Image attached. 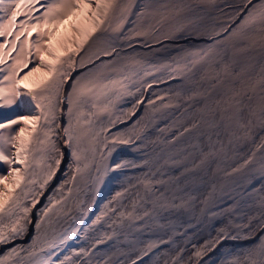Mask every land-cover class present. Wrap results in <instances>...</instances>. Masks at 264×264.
I'll return each instance as SVG.
<instances>
[{
    "label": "bare ground",
    "instance_id": "obj_1",
    "mask_svg": "<svg viewBox=\"0 0 264 264\" xmlns=\"http://www.w3.org/2000/svg\"><path fill=\"white\" fill-rule=\"evenodd\" d=\"M253 3H258V0H253ZM162 7L171 9L167 20L161 17ZM182 8L204 15L214 11L223 17L216 21L211 18L209 23L202 25L192 24L195 29L183 35L167 33L165 23L173 17L181 21L183 13H187ZM250 11L253 9L246 6V0H226L222 5L217 0H118L114 15L90 37L83 51L72 57V67L69 68L66 62L60 68L64 75L56 97L55 116L49 117L47 126L44 118L42 120L43 130H40L38 138L41 143H36L27 166V177L17 194L18 206L28 201L35 190L37 201L16 225L25 230L19 235L10 230L7 232L9 239L0 243V255L15 248L17 251L23 249L20 252L22 256L31 251L37 253L26 264H42L43 261L50 264H60L61 261L65 264H90L92 252L123 251L133 236H140L141 245L127 259L114 263L113 256H107L105 263L234 264L239 255L242 256L241 262L244 255H253L264 242V195L256 196L254 203L245 198L251 185L264 184V171H256V163L248 160L249 152L245 151L251 137L248 125L242 127V136L231 143L233 139L226 128L231 121L217 117V120L209 122L212 126L210 132L199 128L204 134L203 143L196 140L197 136L203 135L192 130L195 132L190 136L193 144L188 145L185 152L175 154L167 141L156 138V134L160 135L161 126L158 125L160 119L155 97L166 87L179 90L185 86V79L179 80L180 76L165 74L158 77L163 49L184 51L187 47L204 46L213 60L222 58L224 54L237 55L232 42L240 43L250 29L260 26H248L246 21ZM207 25L209 31L202 35L200 31ZM81 59L83 67L79 66ZM148 73L152 74L150 80L147 79L151 76H147ZM133 76L137 78L133 80ZM76 78H80L81 83L94 80L100 85L106 84L107 88H97L93 100L78 104V97L72 93L71 87ZM136 91L139 92L137 97L133 95ZM51 92L52 87L42 94ZM68 95L73 99L71 116L65 99ZM121 102L127 103L129 112L115 119L119 115L116 112L124 110L119 106ZM199 114L204 122L205 110ZM247 117L256 123L258 121L254 114ZM220 119L226 121L224 126ZM69 121L70 141L63 131L69 128ZM50 132L54 133L51 134L52 142L47 140ZM131 134L139 140L134 147L130 146L134 141L124 143L117 140ZM148 134L152 139H145ZM116 147L141 149L145 158L141 166L130 167L133 185L122 197V202L118 201V212L132 211V202L136 199L139 201L137 215L146 207H151L152 213L142 219L125 218L123 223L118 222L117 217L108 235L111 239L106 237L108 241L103 242L105 237L100 236L99 228L94 231L96 223L91 222V217L98 208L101 191L108 192L107 198L112 202L121 199H116L107 188L109 177L115 170L110 159ZM246 160L250 162L245 164ZM233 164L242 168L229 170ZM142 170L146 171L143 173ZM49 174L51 179H48ZM246 174H252V181L249 178L250 181L243 186L241 179ZM143 177L160 182L156 189L161 192L148 194L146 199L140 200L136 193L139 192L140 196L145 194L139 185ZM235 199L238 204L233 206ZM18 206L13 209L14 214H5L3 224L13 219ZM240 210L253 213V216L243 224L230 222L228 216L236 217ZM74 244L76 246H72ZM81 249L87 255H77ZM197 250H200V255H197ZM66 256L68 260H65Z\"/></svg>",
    "mask_w": 264,
    "mask_h": 264
},
{
    "label": "rangeland",
    "instance_id": "obj_2",
    "mask_svg": "<svg viewBox=\"0 0 264 264\" xmlns=\"http://www.w3.org/2000/svg\"><path fill=\"white\" fill-rule=\"evenodd\" d=\"M44 1L45 0H37V2H35L31 7L27 4L22 5L19 9L21 15L17 18V26L14 29L13 34L11 36L0 37V44H5L3 51L10 52V54L5 57L4 62L0 63V69L3 70V73L0 74V80L3 79L4 75H9L13 71H15L18 79L22 78L32 67L37 65L40 66L42 71H47L46 66L40 63L39 54L35 52L34 48L32 49V55H28V44L25 43V41L35 44L39 38L37 32H32L31 37H29L27 32H25V34L21 36L20 40L16 41V35L21 32L22 27L25 24L28 25V31H32L31 25L36 23H40L41 28H43V13L46 10L44 8L49 2L46 0L47 2L44 3ZM53 1L58 2V0ZM224 1L226 0H217V2L221 3V5ZM16 3H19V0H5L4 5L0 7V22H6L8 20L11 12L15 10ZM182 10H187V13H183L181 21L178 17L176 20L175 17H173L170 21L165 23L164 27L167 33L172 32L174 35H183L186 32H192L195 29L191 27L192 24L202 25L205 22L209 23L211 18H213V21H216L220 17H223L222 14L214 11H211L210 14L204 15L200 12L190 11L187 8H182ZM170 11L171 9H168V7H162V19L164 17L167 20V18L171 16L172 12ZM196 18L199 19L195 21ZM205 27L206 29H202L200 31L201 33L203 32L202 35H205L204 33L209 31L208 25ZM44 31L46 32L47 30L44 29ZM46 38L47 37L44 36V39ZM244 38V40L242 38L240 39V43L237 41L232 42V44L235 43V54L237 55L224 54L222 58L216 60L209 58V51L204 46L187 47L184 51H180L177 48L170 50L169 48H165L162 50L163 55L160 59V73L158 77L167 74L171 77L175 75L180 76L179 80L185 79V86L182 88L179 87V90L176 88L166 87L155 94L157 101L156 106L159 111L158 118L160 119V123H158V125L160 124L161 126L160 135L156 134V138L157 140H161L163 142L167 141L170 145L171 152H174L175 154L185 152L188 145L193 144V137L190 136L195 132L192 130H196L198 131L196 133L203 135L197 136L198 139H196L203 143L204 134L201 132L202 129L199 130V128L202 127L206 130L205 132H207V130L212 127L209 122L213 119L217 120L218 118L224 117L227 118V122L229 120L231 121L228 122L229 126L228 124L226 125V128L230 132L229 135L231 136V140L233 139L231 143L236 140V138L242 136V127L248 125V132L251 135L250 143L247 146V150H245L249 152L248 160H251L252 163H256L254 167V169L257 168L256 171H264V124H262L260 118V106L264 105V32L260 31V26L256 29L252 28L246 33ZM253 40H255L256 43L253 44ZM89 41L90 38L80 52L83 51ZM249 41L251 42L249 43ZM13 43L16 45L15 49L12 48ZM236 56H240V58H237ZM18 60L27 63L28 66L23 67L22 65H17ZM225 65L230 66V71L225 72ZM58 68H60L59 65ZM147 76H149L147 78L148 80L152 79V74L148 73ZM35 78L36 76L34 75L30 79ZM136 78V76H133V80ZM61 85L62 77L56 80L55 84L52 86V92L49 95L42 94V92L37 90L38 96L51 97V101L47 98L42 99V101L41 99L33 100L26 94L27 90L23 88V85H21L19 89L20 95L13 98L14 103L5 104L3 100H0V103H2V106L0 107V123L7 124L9 120H19L22 116L39 117L36 121L35 130H32L31 125L25 124L23 121H20L18 124L11 125L10 127L0 128V150H2L10 160H16L15 154L17 148L19 147V141L13 138L17 136L20 128H25L26 133H31V143L26 145L27 151L24 153V156L27 157L26 164L29 165L36 146V140L39 138L40 130H43L41 123L44 115L48 114L49 108H51V115H49V117L55 116V112L57 110L55 107L57 102L56 97ZM0 86L7 88L8 82L5 81L4 84ZM138 90L140 92L142 91L140 89ZM237 93L238 95H234ZM138 94L139 92L136 91L133 95H136L137 97ZM236 101H239V103L237 104ZM38 103L41 107H37ZM119 106L124 110L116 112L119 115L115 116V119H119L129 112L126 110L128 109L127 103L121 102ZM41 108H43V114ZM202 109H204L207 114L205 118L207 123L205 121L203 122V117L199 114ZM224 109H227V111L225 112ZM243 110H247V112L245 113L244 111L243 113ZM250 114H254L257 117V123L254 119H248L247 115ZM244 116H246V120H244L245 122H243ZM220 121H223L224 126L226 121L223 119H220ZM223 132L226 133L222 130V133ZM51 134L54 133L50 132L47 137V140L50 142L53 140ZM205 134L207 135V133ZM147 136L145 139H152L149 137V134ZM135 137V135L131 134L119 137L117 140H121L123 142L134 141L130 145L131 147H134V145L139 141L135 140ZM142 151L143 150L141 149L130 150V147H127L124 150L116 147L112 152V158L110 161L115 170L109 177V185L107 188L110 192H113L116 199H121L113 200L112 202L107 198L108 192H100L101 195L98 203L99 207L97 208L96 218L99 216L101 219L99 222H96L95 219V222L97 223L96 227L99 228V231L102 233L100 235L102 237H109L108 235L115 226L119 212L117 211L116 214H113L112 210L118 209V201L122 202V197L132 187L133 179L130 177V167L141 166L144 163L145 158ZM118 164L121 165V167H116ZM236 165L237 164L231 165L229 170L234 171L237 167L238 169L242 168L241 166ZM1 166L2 165H0V167ZM15 168L20 169L21 177L20 187L16 188L13 193L14 195H17L27 177V167L20 165L18 162L11 164L6 162L4 169L0 170V176H7L8 180L6 181V184L10 186L15 177L14 175H9V173H11ZM142 171L144 173L146 170ZM174 171L177 172L176 169H174ZM252 172L257 174L253 170ZM138 173L142 174L140 171ZM249 178H251L252 181V174H246V176L241 179L243 181L241 185L244 186L247 184V182L250 181ZM257 178L258 177H256V179ZM100 185L101 183H99V186ZM263 186V183H261L258 187L253 186V190H249V193L247 192V196L250 195L253 197L255 195H264V190L262 189ZM3 187L4 186H0V188ZM160 192L161 191L158 189L155 191L157 194ZM118 193L122 195L118 196ZM36 201L37 190L30 194L28 201L23 202L20 206H18L13 219H11L9 223L3 224L6 229V233L11 228L13 221L17 219L19 220L25 214L23 209L27 208L29 210ZM237 203L238 201L235 199L233 206H236ZM151 211V207L143 208L138 214V219H142L145 212L151 213ZM239 217L236 222L243 224L246 223L247 218L252 217V213H243ZM229 221L235 223V217H229ZM95 230L97 229L95 228ZM86 233L88 232L86 231ZM103 233L105 236H103ZM139 238L140 236L131 237L127 243L128 247H126L123 251H112L109 253L94 252L90 258V264H106L105 261L109 258L107 256H113L114 263L124 261L138 245H141L139 243ZM72 246L76 245L74 244ZM258 250L254 251L252 256H255V253H257ZM198 251L200 250H197V252ZM68 255L69 254H67V256ZM248 255L251 254H247L246 256ZM241 257L242 256L240 255L237 256L235 261L239 260Z\"/></svg>",
    "mask_w": 264,
    "mask_h": 264
},
{
    "label": "snow or ice",
    "instance_id": "obj_3",
    "mask_svg": "<svg viewBox=\"0 0 264 264\" xmlns=\"http://www.w3.org/2000/svg\"><path fill=\"white\" fill-rule=\"evenodd\" d=\"M37 0H19V3L15 4V10L11 12L10 17L6 22H0V37L11 36L14 29L16 28L17 18L21 15L19 9L22 5L27 4L31 7ZM5 3V0H0V7ZM93 4L95 7H93ZM250 5L253 11L248 13L247 24L249 27L253 25H260V31L264 32V0H258V3L254 4L253 0H246V6ZM118 7V0H58V2L47 3L46 10L43 13L44 22L43 28H41L40 23L31 25L32 31H28V25H23L20 33L16 35V41H19L21 36L27 32V35L31 37L32 32H37L38 39L35 44L25 41L28 44V55H32V49H35V52L39 54V61L41 64H44L47 68V71H42L40 66L32 67L22 78H17L15 71L9 75H4L3 79L0 80V85H3L5 81L8 82L7 88L0 86V100H3L5 104L14 103V97L20 95V86L23 85V88L27 90V95H29L33 100H40L47 98L51 101V97H41L37 95V90L40 92L48 91L56 82L58 77L64 75L60 71V68L63 67L65 62L68 63L69 68L72 67V57L79 54L80 50L87 43L88 39L92 37L98 30L102 29V26L105 24L110 17L115 13V10ZM258 9V10H257ZM110 26V25H109ZM44 29L47 31L45 32ZM39 30V31H38ZM107 30V29H103ZM117 29H113L116 31ZM139 35V33H138ZM44 36L47 38L44 39ZM6 43V42H5ZM252 43H256L255 40ZM16 45L13 43L12 48L15 49ZM5 44H0V63L4 62V59L10 52H5L3 49ZM22 51V49H21ZM66 58V59H65ZM83 59L80 61V67H83ZM17 65H22L27 67L28 64L22 61H17ZM58 65L60 68H58ZM225 72L230 71V66H224ZM3 73V70L0 69V74ZM36 76L35 79H30L33 76ZM72 93L76 94L78 99V104H86L88 101L95 98V90L97 88L103 87L107 88V85H100L94 80H87L85 83H81L80 78H76V82L71 85ZM234 95H238L234 94ZM68 102V113L71 116L72 113V95L65 97ZM151 103V102H150ZM238 104L239 101H236ZM37 107H41L38 103ZM43 114V108H41ZM226 112L227 109H224ZM49 115H51V108H49V113L44 115L45 125L47 126L49 122ZM260 118L262 124H264V105L260 106ZM39 117H27L22 116L19 120H9L7 124L0 123V128L10 127L11 125L18 124L20 121H23L25 124H30L32 130H35L36 121ZM67 134V140H71L70 134V121L69 128L63 129ZM187 131V130H186ZM45 135H47L45 133ZM31 133L27 132L25 128H20L19 133L13 139L19 141V147L16 150V160H10L8 156L0 150V161H6L8 163L18 162L20 165L27 167L26 159L24 153L27 151L26 145L31 143L30 140ZM36 143H41L40 140H36ZM128 143V141H124ZM250 161H245V164H248ZM59 163V161H56ZM116 167H121V165H116ZM79 171V168L77 169ZM238 171V169L234 170ZM9 175H14L11 185H7L6 181L8 180L7 176H0V243L5 242L9 239L6 229L3 226V217L5 214L12 215L14 214L13 209L18 206L19 196L14 195L16 188L20 187L21 177L20 169L15 168L12 170ZM48 179H51V174H49ZM160 182L154 181L149 177H145L143 180L139 181V185L144 189V196H140V193L137 192L136 196L140 200L146 199L148 194H154L156 191V184ZM43 187V185H42ZM118 196L122 194L118 193ZM161 195H163L161 193ZM139 201L133 199L132 202V211H119L118 222L123 223L125 218L127 219H137V203ZM24 212H27L28 209L24 208ZM113 214L117 213V209H113ZM47 215V214H46ZM148 215L147 212L144 214ZM101 217L96 218V222H99ZM19 223V220L13 221L11 228L9 229L12 233L19 235L20 232L24 231L23 228H17L16 225ZM51 225V221H49ZM39 228V225H37ZM38 238V237H37ZM35 240L33 244H35ZM23 249L17 251L13 248L10 252L5 255H0V264H26V261L30 260L32 257L37 255L35 251H31L27 256H22L20 252ZM43 251V249H41ZM87 255V252L84 249H81V252L77 255ZM197 255H200L197 252ZM15 258V259H14ZM69 258L66 257L65 260ZM42 264H50L49 261H43ZM60 264H65V261H61ZM107 264V262H106ZM135 264V261H133ZM234 264H264V242L259 246V250L255 256L248 255L245 257L244 261L239 260L235 261Z\"/></svg>",
    "mask_w": 264,
    "mask_h": 264
},
{
    "label": "trees",
    "instance_id": "obj_4",
    "mask_svg": "<svg viewBox=\"0 0 264 264\" xmlns=\"http://www.w3.org/2000/svg\"><path fill=\"white\" fill-rule=\"evenodd\" d=\"M2 106V103H0V107ZM1 122V121H0ZM11 148V147H10ZM9 151H10V149H9ZM0 165H2L1 167H0V170H2V169H4V166L6 165V161H3V162H0Z\"/></svg>",
    "mask_w": 264,
    "mask_h": 264
},
{
    "label": "crops",
    "instance_id": "obj_5",
    "mask_svg": "<svg viewBox=\"0 0 264 264\" xmlns=\"http://www.w3.org/2000/svg\"><path fill=\"white\" fill-rule=\"evenodd\" d=\"M48 1H49L48 3H53L54 2L53 0H48ZM46 6H47V4H46ZM46 6H45L44 9H46Z\"/></svg>",
    "mask_w": 264,
    "mask_h": 264
}]
</instances>
